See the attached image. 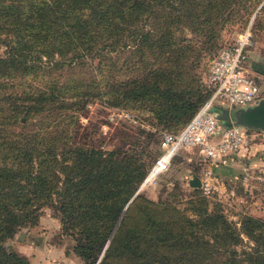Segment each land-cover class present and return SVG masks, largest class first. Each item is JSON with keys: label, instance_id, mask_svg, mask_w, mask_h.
Listing matches in <instances>:
<instances>
[{"label": "trees", "instance_id": "1", "mask_svg": "<svg viewBox=\"0 0 264 264\" xmlns=\"http://www.w3.org/2000/svg\"><path fill=\"white\" fill-rule=\"evenodd\" d=\"M235 1L0 0V264H31L5 242L45 205L83 264H264L263 217L230 218L200 187L183 200L177 182L133 197L154 132L135 129L126 148L74 132L96 101L177 133L210 90L194 73L204 38L171 24L204 36Z\"/></svg>", "mask_w": 264, "mask_h": 264}, {"label": "rangeland", "instance_id": "2", "mask_svg": "<svg viewBox=\"0 0 264 264\" xmlns=\"http://www.w3.org/2000/svg\"><path fill=\"white\" fill-rule=\"evenodd\" d=\"M251 1H235L233 9L229 8L231 11H224L222 15L224 18L218 17L217 23H214L204 36L198 30L192 31L187 26L175 21L171 24V30L176 36L182 35L193 41L197 40L199 43L204 38V48L201 57L194 65V73L198 82L200 80V84L204 85L203 87L207 90L209 88L206 82L213 58L221 47L232 43L237 34L248 26L251 36L250 44L244 51L246 70L248 67L256 69L258 65L264 67V0H261L254 8L252 4V6L250 5ZM228 108L234 111L238 107ZM131 110L105 106L100 102L91 101L78 116L74 129L75 138L78 141H89L103 148H126L128 147L126 135L133 133L135 129L140 127L154 132L156 141L149 143V153L145 154V159L149 160L150 171L156 157L163 152L159 140L161 132L166 130L155 131V127L144 120L147 114L145 111L135 108ZM250 143V146L243 149L241 153L239 152L238 156L245 157L247 154H252L255 160L264 163V131L252 137ZM253 151L254 153H252ZM209 164L197 148L183 146L174 154L168 168L156 174L154 179L145 183L140 190L148 198L156 199L158 196L165 197L173 182H177L182 190H178L177 196L185 200L188 198L187 192H189L190 186L188 179L192 173L201 174ZM255 166L252 164L249 167L255 169ZM153 176L154 174H151L147 181H150ZM225 183H228V191L207 195V197L211 200H219L230 218L237 219L241 212H248L264 218V184H245L238 179H229ZM164 185L168 189L162 190ZM73 244L71 236L61 230L59 218L52 208L46 205L43 206L36 224L24 227L5 242L7 248L27 256L31 264H51L53 261H63L65 264H83L82 259L73 251Z\"/></svg>", "mask_w": 264, "mask_h": 264}, {"label": "built area", "instance_id": "3", "mask_svg": "<svg viewBox=\"0 0 264 264\" xmlns=\"http://www.w3.org/2000/svg\"><path fill=\"white\" fill-rule=\"evenodd\" d=\"M250 36L251 30L248 26L237 34L232 43L219 49L209 67L206 82L210 90L209 96L177 133L161 132L159 144L163 152L155 159L152 167H157V174L168 168L171 157L181 147L193 146L210 163L198 175L202 193L212 195L223 191V182L215 174L213 166L228 164L230 154L247 148L252 140V134L257 129L250 131L249 128L238 124L224 126L210 109L214 104L245 107L253 105L259 99L258 85L244 64V51L250 44ZM167 154L168 156L164 158ZM240 179L245 184L254 182L264 184V170L245 166ZM51 264L65 262L53 261Z\"/></svg>", "mask_w": 264, "mask_h": 264}, {"label": "water", "instance_id": "4", "mask_svg": "<svg viewBox=\"0 0 264 264\" xmlns=\"http://www.w3.org/2000/svg\"><path fill=\"white\" fill-rule=\"evenodd\" d=\"M210 110L222 122L224 126L238 124L249 129L264 131V97L259 98L253 105L238 107L234 111L226 106L218 104H214ZM145 181L146 178L136 190L133 197L140 191L141 187L145 184ZM188 184L192 187H200L199 176L196 174H192L188 179Z\"/></svg>", "mask_w": 264, "mask_h": 264}, {"label": "crops", "instance_id": "5", "mask_svg": "<svg viewBox=\"0 0 264 264\" xmlns=\"http://www.w3.org/2000/svg\"><path fill=\"white\" fill-rule=\"evenodd\" d=\"M248 72H250L257 85H258V88H259V98L261 97H264V67L258 65V67L255 68H249L247 69ZM259 133H262V130H256L253 134H252V137L256 136V135H259ZM251 144V143H250ZM250 146V145H249ZM252 148V147H251ZM244 148L236 151V152H232L230 154V158H229V163L228 164H217V165H214L213 167V170L215 172V174L217 175V177L223 182V191H228V187H227V184L225 183L226 180H229V179H238L239 181H241V179L239 178L241 172H242V169L245 167V166H248L247 164H254L256 165L255 167L256 168H261L264 170V163L260 160H255L254 159V155L252 154H247L245 157H242V156H238V153L243 150ZM250 153V152H249ZM254 153V151L252 152ZM231 160V161H230ZM249 165V166H251ZM248 166V167H249ZM237 172H240L237 174ZM258 182H254V183H251V184H256ZM262 184V183H261ZM221 192V193H222Z\"/></svg>", "mask_w": 264, "mask_h": 264}, {"label": "bare ground", "instance_id": "6", "mask_svg": "<svg viewBox=\"0 0 264 264\" xmlns=\"http://www.w3.org/2000/svg\"><path fill=\"white\" fill-rule=\"evenodd\" d=\"M168 156V154L164 157V158H166ZM157 167H154V168H152L151 169V171H150V173L147 175V177H146V181H145V183H148V182H151L153 179H154V177L156 176V174H157ZM151 174H154V176H153V178L150 180V181H147L148 180V177L151 175Z\"/></svg>", "mask_w": 264, "mask_h": 264}]
</instances>
